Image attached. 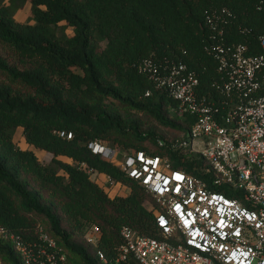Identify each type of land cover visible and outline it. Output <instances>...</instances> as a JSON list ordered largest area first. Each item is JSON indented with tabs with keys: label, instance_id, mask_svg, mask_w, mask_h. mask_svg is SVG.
<instances>
[{
	"label": "trees",
	"instance_id": "obj_1",
	"mask_svg": "<svg viewBox=\"0 0 264 264\" xmlns=\"http://www.w3.org/2000/svg\"><path fill=\"white\" fill-rule=\"evenodd\" d=\"M26 3L32 17L20 22L16 13ZM224 8L232 13L229 42L261 53L264 0H0V46L15 61L0 53V227L19 236L32 259L43 243L40 228L70 264H106L100 253L112 259L126 226L161 236L147 206H155L152 196L90 145L120 149L117 161L146 152L191 170L172 144L187 136L192 119L177 115L178 102L157 89L141 65L146 59L162 67L185 64L199 78V94L213 93L219 74L206 50L213 34L205 15ZM132 111L183 136L142 134L122 118ZM19 128L29 145L52 155L50 161L14 142ZM92 171L128 194L110 196ZM96 227L100 236L90 243L86 234ZM0 264H27L1 234Z\"/></svg>",
	"mask_w": 264,
	"mask_h": 264
},
{
	"label": "built area",
	"instance_id": "obj_2",
	"mask_svg": "<svg viewBox=\"0 0 264 264\" xmlns=\"http://www.w3.org/2000/svg\"><path fill=\"white\" fill-rule=\"evenodd\" d=\"M231 17L226 8L205 15L213 34L206 50L219 74L213 93L199 94V78L185 64L162 67L146 59L141 65L156 88L178 102L177 115L192 119L187 136L172 144L190 171L146 152L125 153L117 161L120 149L90 145L152 196L155 206L148 209L161 230L153 237L123 227L124 243L112 259L100 253L106 264H264V33L259 54L248 44L229 42ZM39 232L43 243L32 259L21 238L0 227L27 264H70L56 240L43 228ZM99 236L96 227L86 239L95 243Z\"/></svg>",
	"mask_w": 264,
	"mask_h": 264
},
{
	"label": "rangeland",
	"instance_id": "obj_3",
	"mask_svg": "<svg viewBox=\"0 0 264 264\" xmlns=\"http://www.w3.org/2000/svg\"><path fill=\"white\" fill-rule=\"evenodd\" d=\"M32 7L30 3H26L22 6V8H20L18 10V12L16 13V19L20 22H28L31 20L32 17V13H31ZM69 35H72V29H68L67 30ZM0 53L7 58L11 63H15L14 59L9 57L7 53H5L3 51V48L0 46ZM122 118L125 121H134L137 126L139 131L142 134H145L149 131L155 132L156 134H158L159 136H167L169 139L174 138V137H182L183 133L176 130H170L167 127H164L160 124H158L152 117H150L149 115H147L146 113L143 112H138V111H132L129 113H122ZM14 142L21 147L22 149H32L37 157L43 161V162H48L51 160L52 155L46 151L43 150H39L31 145H29L26 142V139L23 135V129L19 128L17 129V131L14 134ZM108 143V142H106ZM117 147H120L119 145H116ZM63 160L69 161V159L67 158H63ZM91 178L95 181V182H99V184L106 188L105 190L107 191V193L114 197V196H118V195H127L128 191L126 190L125 187L121 186V185H110L107 183V178H105L104 176H98L96 174H92ZM149 207V204L147 205ZM82 236H76V239L81 240Z\"/></svg>",
	"mask_w": 264,
	"mask_h": 264
}]
</instances>
